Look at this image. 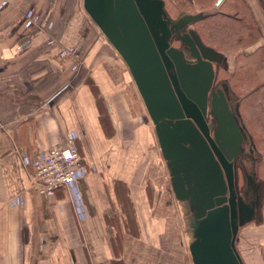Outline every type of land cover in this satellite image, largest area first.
I'll list each match as a JSON object with an SVG mask.
<instances>
[{
	"label": "crops",
	"instance_id": "1",
	"mask_svg": "<svg viewBox=\"0 0 264 264\" xmlns=\"http://www.w3.org/2000/svg\"><path fill=\"white\" fill-rule=\"evenodd\" d=\"M240 2L264 46V0ZM101 36L83 0H0V264H193L204 206L187 188L199 184L174 190L128 66ZM67 136L81 174L37 193L32 156Z\"/></svg>",
	"mask_w": 264,
	"mask_h": 264
},
{
	"label": "water",
	"instance_id": "2",
	"mask_svg": "<svg viewBox=\"0 0 264 264\" xmlns=\"http://www.w3.org/2000/svg\"><path fill=\"white\" fill-rule=\"evenodd\" d=\"M83 7L102 32L99 42L109 40L128 66L155 126L174 190L185 192L187 180L197 187L199 184L197 191L196 187L187 188L198 194L204 206L195 240L189 247L192 263L264 264L260 242L255 243L252 257L239 248L238 227L251 221L253 210L249 207L251 213L248 209L249 213L240 215L236 223L233 193L227 198L226 161L216 158L205 140L208 136L203 131L204 137L194 120L200 116L199 109L206 114V95L216 74L218 60L210 55L211 49L191 34L182 38L186 54L171 46L169 20L162 0H83ZM186 17L180 19L183 25ZM170 68L174 74H170ZM222 84L232 101L235 97L227 82ZM234 113L252 158L257 159L254 144L237 111V102ZM229 187L232 191L231 179Z\"/></svg>",
	"mask_w": 264,
	"mask_h": 264
},
{
	"label": "trees",
	"instance_id": "3",
	"mask_svg": "<svg viewBox=\"0 0 264 264\" xmlns=\"http://www.w3.org/2000/svg\"><path fill=\"white\" fill-rule=\"evenodd\" d=\"M162 2L169 21L192 16L182 29H188L203 46L232 57V67L218 65L217 75L227 82L236 98L240 119L260 154L255 175L264 181V46L254 47L258 37L251 18L242 12L244 6L240 0ZM180 41L179 36H173L171 45L177 46ZM261 212L264 224V194Z\"/></svg>",
	"mask_w": 264,
	"mask_h": 264
},
{
	"label": "flooded vegetation",
	"instance_id": "4",
	"mask_svg": "<svg viewBox=\"0 0 264 264\" xmlns=\"http://www.w3.org/2000/svg\"><path fill=\"white\" fill-rule=\"evenodd\" d=\"M185 35H187V33ZM173 36L178 37L179 35L173 34L172 37ZM173 47L178 48L177 46ZM183 53L186 54L184 51ZM217 70L218 69L216 65L215 78L206 95V114H204L203 111L199 109L198 113H200V116H196L194 118L196 122H194L199 131L203 135L205 132V134L208 136L205 137L204 135L206 138L205 140L216 158L219 160V157H222L226 161L224 172L227 176L225 178L228 191L227 198H230L232 192L235 200L234 208L236 211V223L238 224L240 215L246 216L250 206L249 199L244 197L245 190L243 196L238 182L242 176L243 183L251 185L252 193L254 192L251 172L252 168L256 166L259 157H257V159L252 158L251 151L248 149V142L243 137L237 125L232 101L229 100L222 84L225 80L218 78ZM169 72L170 74H174V70L172 68L169 69ZM216 80H218V83H215ZM223 120L226 123L224 126ZM229 173L231 177H228ZM230 179L232 183V191L229 187ZM239 228L240 226L238 227V230Z\"/></svg>",
	"mask_w": 264,
	"mask_h": 264
},
{
	"label": "built area",
	"instance_id": "5",
	"mask_svg": "<svg viewBox=\"0 0 264 264\" xmlns=\"http://www.w3.org/2000/svg\"><path fill=\"white\" fill-rule=\"evenodd\" d=\"M32 188L39 194L50 195L58 188L69 189L83 168L73 136H67L60 147L32 156L30 160Z\"/></svg>",
	"mask_w": 264,
	"mask_h": 264
},
{
	"label": "rangeland",
	"instance_id": "6",
	"mask_svg": "<svg viewBox=\"0 0 264 264\" xmlns=\"http://www.w3.org/2000/svg\"><path fill=\"white\" fill-rule=\"evenodd\" d=\"M187 20L185 21V24H188L190 22V19L192 18L191 16H187L186 17ZM182 19V18H181ZM182 26H184L182 24V22H180V19L178 21L175 22H171L169 21L168 24V29H170V40H169V44L171 43V37L173 34H178L180 36V44L177 45L178 49H181L182 51H184L185 53H187L186 48H184V44L182 42V38L183 36H185V34L189 33V30L187 29H182ZM190 34V33H189ZM107 44L112 46L113 45L110 43L109 40H106ZM114 48V47H113ZM114 50L117 52V50L114 48ZM118 53V52H117ZM210 55L213 56L214 58H220L218 59V62H216L217 65V69H218V65H223L227 68H230V60H227L223 54H221L220 52L217 51H209ZM215 83H218V80H216ZM232 106L234 108H236V99L233 98L232 99ZM259 153L256 152L257 157H260V155H258ZM251 178H252V184H253V193H252V187L251 185H247L245 183H243L242 180V176L239 179V186L241 187V192L243 193L244 196V190H245V198L249 199V204L252 206H249L250 208H252L251 210L253 213V218L251 219V221L245 222L244 224H242L237 232L238 238H239V248H241V250H244L243 252H246V255H250V257L253 256V254H250L253 252V249L255 247V243L256 242H262L263 244V252H264V226H263V222H262V218H261V206H262V199H263V194H264V181H261L260 179H258L255 175V166L252 168V172H251ZM257 196V197H256ZM241 207V205H240ZM250 210V209H249ZM250 210V213H251ZM247 213H249L247 211ZM257 230V232H256Z\"/></svg>",
	"mask_w": 264,
	"mask_h": 264
}]
</instances>
